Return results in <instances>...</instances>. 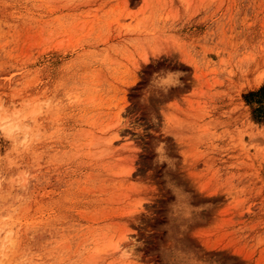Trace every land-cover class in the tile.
Masks as SVG:
<instances>
[{"label": "rangeland", "instance_id": "374dc122", "mask_svg": "<svg viewBox=\"0 0 264 264\" xmlns=\"http://www.w3.org/2000/svg\"><path fill=\"white\" fill-rule=\"evenodd\" d=\"M161 68L183 70L184 86L142 103ZM72 85L79 102L39 122L47 139L16 217L30 264H121L129 233L137 264H164L165 176L203 207L183 243L211 264H264V89L248 95L264 86V0H0V101ZM102 134L109 157L72 158ZM161 141L175 171L154 163Z\"/></svg>", "mask_w": 264, "mask_h": 264}, {"label": "clouds", "instance_id": "9594fccd", "mask_svg": "<svg viewBox=\"0 0 264 264\" xmlns=\"http://www.w3.org/2000/svg\"><path fill=\"white\" fill-rule=\"evenodd\" d=\"M152 58L159 60L161 57ZM185 75L183 70L171 68L153 72L143 89L141 102L148 103L152 96L167 95L171 89L183 87L181 78ZM79 100V87L72 85L62 98L53 94L47 98L28 97L19 103L0 101V142L7 144V149L0 151V264H30L28 252L21 250V238L15 230V222L29 202L31 187L37 180L35 169L40 159L37 147L47 139L46 130L39 122L62 110L67 103ZM152 122L156 120L153 118ZM86 147L92 149V158L103 160L111 155L112 141L102 134L90 146L78 145L72 158H78ZM154 151L155 164L166 165L171 171L176 170L175 158L168 154L164 141L157 144ZM164 179L166 187L175 196V200L169 204V217L174 230L168 243L162 246L164 264H211L198 249L183 243V236L180 235L184 231L183 225L203 211L202 205H194L191 194L169 176ZM5 187L11 190V195L3 191ZM128 236L129 239L119 244L120 261L121 264H137L139 256L136 249L142 247V242L132 241L131 233Z\"/></svg>", "mask_w": 264, "mask_h": 264}, {"label": "trees", "instance_id": "16d2710c", "mask_svg": "<svg viewBox=\"0 0 264 264\" xmlns=\"http://www.w3.org/2000/svg\"><path fill=\"white\" fill-rule=\"evenodd\" d=\"M263 89H264V86L261 87V88H259V89H258L257 91H255V92H249L248 95H249V96L256 95V94H258V92L262 91Z\"/></svg>", "mask_w": 264, "mask_h": 264}]
</instances>
